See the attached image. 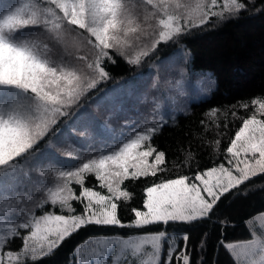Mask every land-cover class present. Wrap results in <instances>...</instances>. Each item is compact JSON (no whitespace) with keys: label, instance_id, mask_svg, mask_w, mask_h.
<instances>
[{"label":"snow or ice","instance_id":"6c2138e0","mask_svg":"<svg viewBox=\"0 0 264 264\" xmlns=\"http://www.w3.org/2000/svg\"><path fill=\"white\" fill-rule=\"evenodd\" d=\"M249 2L255 6V0ZM247 10L245 0H0V264H39L89 225L162 227L127 237L90 238L75 250V264H193L187 232L169 236L167 226L212 219L223 197L241 195L246 182L264 176V100L252 99L246 117L235 109L249 110V103L232 106L233 120L242 123L223 150V161L203 170L197 166L191 174H181L192 168L190 150L170 168L166 153L151 143L167 123L163 119L130 121L118 132L112 130L110 142L96 149L98 154L89 145V158L74 168L60 163L57 143L39 146L50 134L58 143L71 140L67 128L57 126L110 78L107 65L116 63L113 53L140 66L161 43L176 42L213 18L220 23ZM221 114L223 127H229V112L213 108L200 122L205 133L220 128ZM89 121L80 112L68 127L75 130ZM91 123L103 139L106 130ZM207 143L219 156L221 139ZM62 154L79 158L71 148ZM89 176L96 181L92 187L86 186ZM148 177L154 179L143 190L142 209L131 208L134 218L122 222L119 202L126 205L133 196L122 186ZM37 194H42L39 199ZM73 202L83 211L78 213ZM254 219L264 233V213ZM17 240L20 246L13 248ZM221 245L235 264H264V235L255 231L246 242ZM196 264H203V256Z\"/></svg>","mask_w":264,"mask_h":264},{"label":"trees","instance_id":"16d2710c","mask_svg":"<svg viewBox=\"0 0 264 264\" xmlns=\"http://www.w3.org/2000/svg\"><path fill=\"white\" fill-rule=\"evenodd\" d=\"M245 2L248 3V10L240 12L238 18H230L220 23L216 18H213L208 25L181 36L176 42L161 43L154 55L140 66L128 65L124 59L113 53L116 63L107 65L110 78L100 83L96 89L82 98L78 106H74L72 109L81 107L86 110L87 102H91V99L105 92L114 83L132 78L136 74H144L152 68V64L175 55L179 56L186 73L185 75V73L177 72L180 79L188 82L189 76L194 80L201 74L209 72L214 85L210 94L205 98L190 103L191 98L190 104L188 103L189 106L184 112L180 111L174 118L166 120L167 123L155 135L151 143L158 150L166 153L170 168L172 161H182L187 151L190 150L194 154L192 168H183L181 174H191L196 171L197 166L203 170L212 167L214 163L223 161V150L229 145L230 139L234 137L235 131L242 123L238 119L233 120L230 114L232 106L244 102L249 103V110L239 107L235 109L238 115L246 117L251 115L252 99L264 100V11L260 10L264 6V0H255V6L249 0H245ZM222 3L223 0H220V4ZM213 108L229 112L227 117L229 127L227 129L223 127L225 118L221 114L219 116L220 128L216 129L212 126L211 131L205 133L200 122L206 120L204 114ZM258 118L260 117L258 116ZM66 119L67 117L61 118L57 130L69 128L68 126L72 125L71 118H68V121ZM81 127L77 129L82 130ZM217 132L223 135L218 136ZM69 133L73 135V133ZM217 138L221 139L219 156L207 143V141ZM50 141L57 143V148L54 151H56L57 157L62 158L60 163L66 167L68 165L78 166L81 163H79V158L70 159L62 154L65 149H72L70 143L65 146L68 139L58 143L50 134L39 147L42 149ZM163 175L169 174L164 173ZM153 179L152 177L140 178L138 181L128 180L124 183L122 187L130 191L133 196L126 205L119 202V218L122 222L128 223L134 218L131 208L142 209L143 190L146 186H151ZM95 184L94 177L89 176L86 186L92 187ZM245 189H248L246 195L243 194ZM96 190L106 191L98 187ZM241 193L238 196L232 194L223 197L210 220L193 224L174 223L167 226L169 236L175 234L179 237L187 232L190 237L188 246L192 252L193 264H196L201 256H203V264H235L230 253L221 245V241L231 243L251 238L252 230L247 222L264 211V176L246 182L241 187ZM41 195L37 194V199ZM73 206L78 213L83 211L79 202H73ZM56 211L59 212V209L57 208ZM36 214L40 215L41 212L37 211ZM221 221H226L227 224L225 225ZM160 227L162 226L156 225L144 229H129L89 225L66 239L54 255L42 259L39 264H75L77 259V256H74L75 250L90 238L116 234L124 237L130 234L152 232ZM205 233L207 234L206 248L201 253L199 246L205 239ZM180 244L183 246L182 240ZM19 246V240L12 244L13 248Z\"/></svg>","mask_w":264,"mask_h":264},{"label":"rangeland","instance_id":"374dc122","mask_svg":"<svg viewBox=\"0 0 264 264\" xmlns=\"http://www.w3.org/2000/svg\"><path fill=\"white\" fill-rule=\"evenodd\" d=\"M172 57H175L172 61L167 58L152 64V68L144 74H136L132 78L114 83L105 92L91 99V102H87L86 110L81 107L70 110L71 114L66 121L71 118L73 122L80 112H84L90 117L88 125L82 126V130L67 128V132H71L73 135L69 133L71 140H68L65 146H68L69 143L72 145V150L79 154V163L89 158V145H92L91 152L98 154L96 149L102 147L104 143L110 142L112 130L118 132L130 121H136L139 124L145 118L149 122L172 119L178 112H184L192 101L205 98L210 94L214 84L209 72L201 74L194 80L187 74L190 78L189 81L182 80L177 75L180 69H183V73H185L182 60L176 55ZM177 80L180 81L178 86L176 85ZM153 84H157V87L154 88ZM157 103L160 105L159 108H156ZM92 120L106 130L103 139L97 137L91 123ZM67 167L74 168L76 166L68 165ZM261 213L250 220L252 221L249 224L252 230L251 238L231 243H242L252 239L254 231L257 235H264L259 229V222L254 219Z\"/></svg>","mask_w":264,"mask_h":264}]
</instances>
